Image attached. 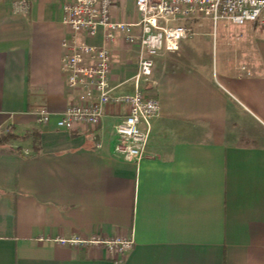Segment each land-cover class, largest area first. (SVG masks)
<instances>
[{
    "label": "crops",
    "instance_id": "1",
    "mask_svg": "<svg viewBox=\"0 0 264 264\" xmlns=\"http://www.w3.org/2000/svg\"><path fill=\"white\" fill-rule=\"evenodd\" d=\"M73 1L0 0V264H264V27L243 25L220 66L183 41L154 59L140 86L161 112L136 163L116 151L126 107L107 106L95 127L57 126L81 93L63 72ZM110 48L113 95L135 94L138 49ZM93 236L134 247L117 258L59 242Z\"/></svg>",
    "mask_w": 264,
    "mask_h": 264
},
{
    "label": "built area",
    "instance_id": "2",
    "mask_svg": "<svg viewBox=\"0 0 264 264\" xmlns=\"http://www.w3.org/2000/svg\"><path fill=\"white\" fill-rule=\"evenodd\" d=\"M118 3L119 0H74L64 8L63 25L68 36L62 44L63 72L68 87L81 93L62 114L57 126L65 130L86 124L95 127L107 106L126 107L124 120L116 127V151L126 161L139 163L147 150L152 121L161 112L159 100L144 94L141 81L151 77L156 57L164 51H178L182 41L195 35L192 28L176 22L208 17L215 25L227 20L238 26L254 23L264 27V0H135V14L128 20L120 18ZM24 4H18V12L27 10ZM101 30L103 44H91L89 39L96 38ZM117 43L138 49L133 95H113L110 45ZM38 121L46 124L50 117L42 114ZM59 242L72 247L104 248L117 258L134 247L133 240H106L98 236Z\"/></svg>",
    "mask_w": 264,
    "mask_h": 264
},
{
    "label": "rangeland",
    "instance_id": "3",
    "mask_svg": "<svg viewBox=\"0 0 264 264\" xmlns=\"http://www.w3.org/2000/svg\"><path fill=\"white\" fill-rule=\"evenodd\" d=\"M134 1L131 0L127 6L123 7L122 10L129 11L131 16H134ZM203 25V28L199 29L196 24H194L195 35L187 40L183 41L182 47L186 51H195L198 48L202 49L210 58V66L215 67L216 64L220 66L222 53L224 50H229L234 44V37L239 38L244 36L243 26H235L227 20L219 21L215 27L214 22L211 18L205 17L201 18L198 22ZM181 25H187L185 21L180 22ZM233 37V38H232ZM202 47V48H201ZM138 53V52H137ZM133 55L130 57V62L132 64H137V56ZM252 143L251 141H244V143Z\"/></svg>",
    "mask_w": 264,
    "mask_h": 264
}]
</instances>
